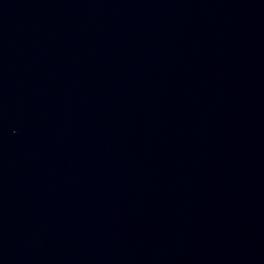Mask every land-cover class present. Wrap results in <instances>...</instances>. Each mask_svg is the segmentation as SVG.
I'll return each mask as SVG.
<instances>
[{
    "label": "water",
    "instance_id": "water-1",
    "mask_svg": "<svg viewBox=\"0 0 264 264\" xmlns=\"http://www.w3.org/2000/svg\"><path fill=\"white\" fill-rule=\"evenodd\" d=\"M0 264H264V0H0Z\"/></svg>",
    "mask_w": 264,
    "mask_h": 264
}]
</instances>
